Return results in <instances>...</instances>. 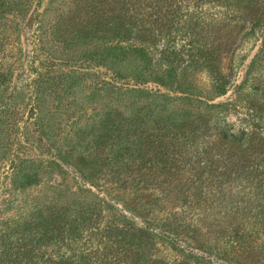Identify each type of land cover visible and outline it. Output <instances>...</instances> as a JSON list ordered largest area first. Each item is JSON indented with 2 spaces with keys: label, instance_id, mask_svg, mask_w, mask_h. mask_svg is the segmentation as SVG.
<instances>
[{
  "label": "trees",
  "instance_id": "1",
  "mask_svg": "<svg viewBox=\"0 0 264 264\" xmlns=\"http://www.w3.org/2000/svg\"><path fill=\"white\" fill-rule=\"evenodd\" d=\"M63 1L73 6L68 26L51 32L48 47L74 54L59 62L72 68L11 89L9 102L25 88L35 98L22 127L4 114L11 103H0V136H16V153L33 118L50 141L40 98L56 86L80 89L74 65L109 71L112 79L86 97L90 112L77 115L55 150L62 162L78 149L90 154L81 163L91 175L74 168L92 200L36 203L5 222L0 264H264V0ZM2 13L0 26L24 11ZM35 30L42 43V20ZM2 67L0 57V88L12 74ZM150 77L165 91L148 89ZM229 92L235 100H205ZM21 170L14 166L15 188L39 182Z\"/></svg>",
  "mask_w": 264,
  "mask_h": 264
},
{
  "label": "rangeland",
  "instance_id": "2",
  "mask_svg": "<svg viewBox=\"0 0 264 264\" xmlns=\"http://www.w3.org/2000/svg\"><path fill=\"white\" fill-rule=\"evenodd\" d=\"M14 5H20L24 13H22L23 16L18 13L17 18L10 19L8 11ZM72 7L69 1L64 2L63 0H0V12L9 15V21H11L5 19L6 21H3L0 26V42L2 43L0 57L4 71L10 69L12 73L9 82L0 88V103L3 101L11 103V105L8 104L11 107L10 110L4 114H9L11 121L16 126L22 127L21 121L27 117L35 97L33 93H30V88H25L24 96H14V99L9 102L8 95H10L11 89L26 87V81L36 78L40 72L46 76L51 75L53 71L58 70L59 65L65 71L72 68L59 62H73L71 57H75L74 54L62 47L52 51L48 47L51 46L52 37L57 39V36L55 37L51 32L68 26L66 14ZM37 16L42 20L45 28L43 45L35 37L40 33L35 30ZM1 20L3 19L1 18ZM63 31L62 35H65L67 30L63 29ZM80 49L76 48L77 51ZM247 49L248 47L244 51ZM45 58L54 61L57 66L53 67L51 64L43 63ZM67 59H71L70 62H67ZM247 61L248 59L237 69L238 80L242 78ZM74 67L78 73L77 83L80 84V89L72 88L65 92L64 88L56 86L54 87L56 93H52V95H59L58 98H54L52 95L40 98L42 123L44 126H50L52 130L50 141L47 140L46 135H41L37 131L33 118L25 126L24 139L16 153L14 149L19 144L16 136L13 133L9 137L10 139L7 136L6 138L0 136V227L5 222H10L11 226L24 215L27 217L26 214L36 203L47 204V206L61 203L66 207L70 202L91 203L92 198L82 192L84 186L78 185L81 174L74 168L78 166L85 174L91 175V171L85 167L84 163H81V160L90 154L78 149L65 162H62L57 159L55 150L61 147L62 140L67 137V131L72 127L71 123L77 119V115L90 112L91 108L86 103V97L92 93L93 86L98 82H109L112 79V74L104 68L88 67L87 64L74 65ZM153 75L155 78L158 73H153ZM153 78L150 77L151 80H149L147 88L153 91L156 88L165 91L164 87L160 86L158 82H154ZM195 82L200 89L203 88L204 92L210 88L204 75H198ZM209 97L212 95L209 94ZM232 99L235 100L233 92H229L224 97L214 98L213 101L210 98H205L209 103H221ZM77 101H80V106L76 103ZM94 105L98 112H101L100 108L105 106L103 104ZM80 122L82 124L85 120ZM11 148L13 151L9 152L8 150ZM52 160L58 163L57 167L48 163ZM15 165L20 166L21 172L35 171L39 174V182L27 188H15L12 183V179L15 177L12 176ZM7 200L11 201L10 204L6 203Z\"/></svg>",
  "mask_w": 264,
  "mask_h": 264
}]
</instances>
